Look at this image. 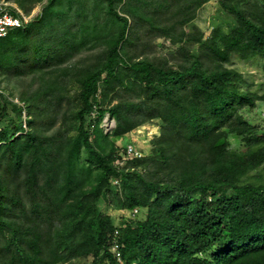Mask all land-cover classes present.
Instances as JSON below:
<instances>
[{
    "label": "trees",
    "instance_id": "obj_1",
    "mask_svg": "<svg viewBox=\"0 0 264 264\" xmlns=\"http://www.w3.org/2000/svg\"><path fill=\"white\" fill-rule=\"evenodd\" d=\"M210 1L47 0L0 38L2 80L29 81L0 92V264H264V130L243 114L264 93L227 65L264 70V0H216L204 36ZM154 121L131 158L122 138Z\"/></svg>",
    "mask_w": 264,
    "mask_h": 264
},
{
    "label": "rangeland",
    "instance_id": "obj_2",
    "mask_svg": "<svg viewBox=\"0 0 264 264\" xmlns=\"http://www.w3.org/2000/svg\"><path fill=\"white\" fill-rule=\"evenodd\" d=\"M47 0H43L40 4L36 5L30 12L29 15L31 18V22L33 21V17L42 12L43 10V4L46 3ZM14 3V2H13ZM64 3V2H62ZM64 6V4H63ZM76 4L73 5L75 7ZM64 8H68L67 6H64ZM218 11V4L216 0H211L209 3L205 4L198 12V16L195 19V23L198 25V27L201 28V30L204 33V36H207L209 32L211 31V22L213 18L217 16ZM26 15V14H25ZM101 19L104 21L105 16L102 15ZM30 22V23H31ZM28 28L24 27L21 29L22 32L27 31ZM158 47L156 48V52L158 55L167 56L172 52L170 50H165L161 46H170V43L168 41H162L158 40L156 43ZM173 50V49H172ZM89 51H86L81 55L80 62L82 63H88V57H89ZM80 58V57H79ZM71 63V60H70ZM69 63V64H70ZM230 68H234L237 71H239L243 75L244 84L242 85L243 90H249L252 93H258L263 94L264 93V70L262 69V60L260 58H255L247 61H241L240 59L233 57L232 60L227 64ZM3 77H0V92H3L6 97H9L10 99H14V102H18V99L16 98V94L19 95V93L23 92L24 88L27 87L29 84V81L25 79V77L22 78H13L10 82L3 81ZM37 85H35L36 87ZM30 87V86H29ZM31 88H28V91H30ZM10 93H13V96H10ZM15 97V98H14ZM18 97V96H17ZM77 103L72 104L71 109H67V114L70 117L76 110ZM69 111V113H68ZM12 117L14 116L12 112H10ZM243 114L248 121H250L255 126L260 127L264 130V102L257 103L255 109H244ZM106 115V114H105ZM26 116V112H23V118ZM107 117L109 115L107 114ZM110 122L109 126L112 124V118L109 117ZM71 120V119H69ZM109 126H103V131L106 133H109V131H105ZM155 132V134H154ZM74 133V132H72ZM159 134V128H158V122L154 121L150 124H146L144 126H141L132 132H130L127 136H124L122 138V143L126 144L129 141H134L136 147H138L141 152L145 155L150 153L151 150V140L154 137H157ZM18 134L15 135V137ZM243 143L240 141L239 138H230V149L231 150H242ZM107 213L113 218L115 222H119L121 216L128 217L129 214L125 212H117L115 210H107ZM143 215L138 216L139 218ZM91 262V259H84L81 261H77L76 264H89Z\"/></svg>",
    "mask_w": 264,
    "mask_h": 264
},
{
    "label": "built area",
    "instance_id": "obj_3",
    "mask_svg": "<svg viewBox=\"0 0 264 264\" xmlns=\"http://www.w3.org/2000/svg\"><path fill=\"white\" fill-rule=\"evenodd\" d=\"M31 21L30 16L25 15L16 4L8 0H0V38L5 37L7 33L14 29L24 28ZM94 115V113L92 114ZM110 119L105 115L101 127L109 126ZM114 120L105 131H111L114 128ZM106 133V132H105ZM127 153L131 158L141 157L132 145L127 146ZM136 212V211H134Z\"/></svg>",
    "mask_w": 264,
    "mask_h": 264
},
{
    "label": "clouds",
    "instance_id": "obj_4",
    "mask_svg": "<svg viewBox=\"0 0 264 264\" xmlns=\"http://www.w3.org/2000/svg\"><path fill=\"white\" fill-rule=\"evenodd\" d=\"M154 134H155V132H154ZM132 143H133V145H135V143H134V141H132ZM132 145V146H133ZM134 147V146H133ZM138 149V148H137ZM136 149V150H137ZM138 152H140L141 153V157H139V158H142V157H144L145 156V154H143L142 152H141V150H137ZM139 158H133V159H139ZM136 212H133V214H132V216L134 217V214H135ZM117 261L120 263V264H122V261H121V258L118 256L117 257Z\"/></svg>",
    "mask_w": 264,
    "mask_h": 264
}]
</instances>
